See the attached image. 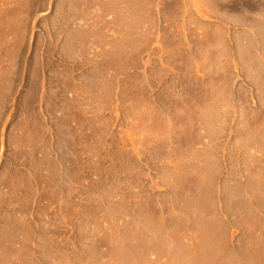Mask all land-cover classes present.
I'll use <instances>...</instances> for the list:
<instances>
[{
	"label": "rangeland",
	"instance_id": "374dc122",
	"mask_svg": "<svg viewBox=\"0 0 264 264\" xmlns=\"http://www.w3.org/2000/svg\"><path fill=\"white\" fill-rule=\"evenodd\" d=\"M0 264H264V0H0Z\"/></svg>",
	"mask_w": 264,
	"mask_h": 264
}]
</instances>
